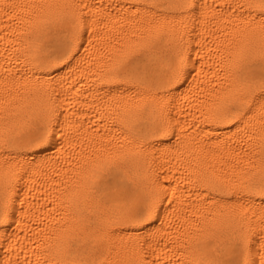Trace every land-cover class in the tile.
I'll return each instance as SVG.
<instances>
[{
	"label": "snow or ice",
	"instance_id": "snow-or-ice-1",
	"mask_svg": "<svg viewBox=\"0 0 264 264\" xmlns=\"http://www.w3.org/2000/svg\"><path fill=\"white\" fill-rule=\"evenodd\" d=\"M0 9V42L37 37L0 72V264H264V0ZM114 9L138 39L112 35ZM210 24L227 41L214 69ZM36 200L65 227L29 251L19 225Z\"/></svg>",
	"mask_w": 264,
	"mask_h": 264
},
{
	"label": "bare ground",
	"instance_id": "bare-ground-1",
	"mask_svg": "<svg viewBox=\"0 0 264 264\" xmlns=\"http://www.w3.org/2000/svg\"><path fill=\"white\" fill-rule=\"evenodd\" d=\"M113 3L119 5L121 3H125L126 0H112ZM126 13L123 10L114 9L113 10V18L115 20V27L112 28V35H119L121 32L124 34L125 41H132L138 39V34L141 31L139 26L131 21L119 19L116 20V17L124 16ZM3 19V9H0V20ZM17 27H21L17 25ZM219 24H210L207 26V30L204 31L202 36V40L206 39L208 41V45H201L204 50L201 53L204 56H211L213 69L215 68L216 62L219 61L220 57L216 55L215 49L221 48L222 51L227 50V41L223 34L219 31ZM5 32L9 31L8 29L4 30ZM37 39L35 35L29 36L28 33L20 34L17 32L11 37V42H0V51H3L5 47H8L11 52V60L10 64H0V72H2L3 68H17L23 67L25 63L32 60L34 58V41ZM187 39V37H185ZM119 47V45H117ZM118 53H113L114 58L118 57ZM16 57H19L20 63L16 64ZM2 59V58H0ZM103 63L105 65H110L111 61L104 60ZM201 80L204 81L203 84L198 85L197 87L203 88L204 92L199 93L197 91V87H194L193 92L195 96L199 98H204L207 96L208 92L211 90L212 85L209 83L210 80L213 79V76L209 74L208 76H201ZM196 80V77H192L190 83ZM193 105H195L196 100L193 97H190ZM189 113L194 111V107L187 109ZM189 122H191V117L189 116ZM58 194H53V197ZM34 196L39 197L40 193H34ZM45 201L44 200H36L31 204L25 205L26 212L23 214V223L19 225L20 228V247L28 248L31 251L33 244L35 241L36 244L41 243H49L51 241L46 240V237L53 236L60 229L65 227V221L63 218L58 217L51 210H44ZM55 208V205L51 206ZM205 215L207 212L205 211ZM205 225H211L213 220L209 218L208 220L203 221Z\"/></svg>",
	"mask_w": 264,
	"mask_h": 264
}]
</instances>
